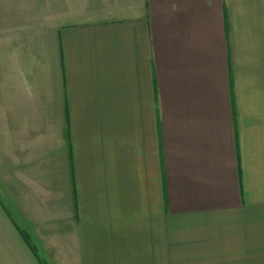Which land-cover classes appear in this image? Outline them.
Listing matches in <instances>:
<instances>
[{
  "label": "crops",
  "instance_id": "crops-1",
  "mask_svg": "<svg viewBox=\"0 0 264 264\" xmlns=\"http://www.w3.org/2000/svg\"><path fill=\"white\" fill-rule=\"evenodd\" d=\"M60 5L0 0V264H264V0Z\"/></svg>",
  "mask_w": 264,
  "mask_h": 264
},
{
  "label": "rangeland",
  "instance_id": "rangeland-1",
  "mask_svg": "<svg viewBox=\"0 0 264 264\" xmlns=\"http://www.w3.org/2000/svg\"><path fill=\"white\" fill-rule=\"evenodd\" d=\"M62 0H53L54 2V13H55V24L61 21L62 18V7L60 5Z\"/></svg>",
  "mask_w": 264,
  "mask_h": 264
},
{
  "label": "trees",
  "instance_id": "trees-1",
  "mask_svg": "<svg viewBox=\"0 0 264 264\" xmlns=\"http://www.w3.org/2000/svg\"><path fill=\"white\" fill-rule=\"evenodd\" d=\"M232 95V94H231Z\"/></svg>",
  "mask_w": 264,
  "mask_h": 264
}]
</instances>
